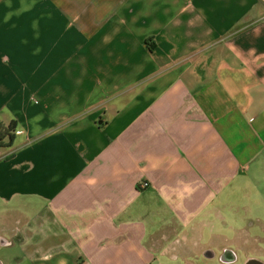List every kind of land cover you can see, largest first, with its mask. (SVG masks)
I'll use <instances>...</instances> for the list:
<instances>
[{
	"label": "crops",
	"instance_id": "1",
	"mask_svg": "<svg viewBox=\"0 0 264 264\" xmlns=\"http://www.w3.org/2000/svg\"><path fill=\"white\" fill-rule=\"evenodd\" d=\"M12 123L3 264L264 263V0H0Z\"/></svg>",
	"mask_w": 264,
	"mask_h": 264
},
{
	"label": "trees",
	"instance_id": "2",
	"mask_svg": "<svg viewBox=\"0 0 264 264\" xmlns=\"http://www.w3.org/2000/svg\"><path fill=\"white\" fill-rule=\"evenodd\" d=\"M16 128V124L15 123H12L10 125V127H8L7 129H1L0 130V146L6 144V143H9V141L11 140L12 135H11V132ZM6 138L9 139L8 142H6ZM11 142V141H10Z\"/></svg>",
	"mask_w": 264,
	"mask_h": 264
},
{
	"label": "rangeland",
	"instance_id": "3",
	"mask_svg": "<svg viewBox=\"0 0 264 264\" xmlns=\"http://www.w3.org/2000/svg\"><path fill=\"white\" fill-rule=\"evenodd\" d=\"M13 254L15 255L20 254L19 249L17 248V245L13 246L12 248H8V249L0 248V258L6 257L7 255H13Z\"/></svg>",
	"mask_w": 264,
	"mask_h": 264
},
{
	"label": "water",
	"instance_id": "4",
	"mask_svg": "<svg viewBox=\"0 0 264 264\" xmlns=\"http://www.w3.org/2000/svg\"><path fill=\"white\" fill-rule=\"evenodd\" d=\"M0 245H2V246H9L10 245V242H8L7 239L2 235L1 229H0ZM255 260H257V259H248V263L254 262ZM259 262L264 264L262 261H259ZM0 264H3V263L0 261Z\"/></svg>",
	"mask_w": 264,
	"mask_h": 264
},
{
	"label": "built area",
	"instance_id": "5",
	"mask_svg": "<svg viewBox=\"0 0 264 264\" xmlns=\"http://www.w3.org/2000/svg\"><path fill=\"white\" fill-rule=\"evenodd\" d=\"M144 186H147V184H145Z\"/></svg>",
	"mask_w": 264,
	"mask_h": 264
},
{
	"label": "flooded vegetation",
	"instance_id": "6",
	"mask_svg": "<svg viewBox=\"0 0 264 264\" xmlns=\"http://www.w3.org/2000/svg\"><path fill=\"white\" fill-rule=\"evenodd\" d=\"M16 236V234H14V237Z\"/></svg>",
	"mask_w": 264,
	"mask_h": 264
}]
</instances>
